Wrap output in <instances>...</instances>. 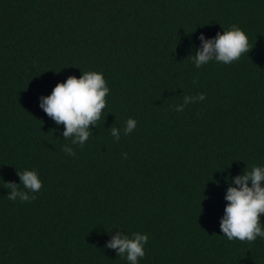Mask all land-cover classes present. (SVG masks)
I'll use <instances>...</instances> for the list:
<instances>
[{"label":"trees","instance_id":"trees-1","mask_svg":"<svg viewBox=\"0 0 264 264\" xmlns=\"http://www.w3.org/2000/svg\"><path fill=\"white\" fill-rule=\"evenodd\" d=\"M233 25L253 49L197 68L201 33ZM83 71L110 93L81 147L40 102ZM252 166L264 167V0H0V264H129L105 247L116 232L148 235L138 264H264V237L220 228L232 178ZM24 170L43 186L11 201L5 184Z\"/></svg>","mask_w":264,"mask_h":264},{"label":"clouds","instance_id":"clouds-1","mask_svg":"<svg viewBox=\"0 0 264 264\" xmlns=\"http://www.w3.org/2000/svg\"><path fill=\"white\" fill-rule=\"evenodd\" d=\"M201 46L196 51L194 63L197 68L215 60L223 64H232L242 55L248 54L253 46L246 32L239 26L218 32L215 37L208 39L201 33ZM110 88L102 72L83 71V75L69 76L66 81L58 83L52 93L41 97L40 107L57 125H64L63 137L71 139L73 144L81 147L92 135V126L98 125L107 107V96ZM206 99L204 93L197 96H184L183 104L176 105V111H183L189 104ZM137 121L129 118L123 130L125 136L130 135L136 128ZM111 135L120 140V130L111 128ZM62 151L75 156L72 147L65 145ZM127 158V153H124ZM20 184L6 182L10 189L8 199L21 202L35 200V194L42 188V181L36 170L18 171ZM251 181V184H249ZM23 185V189L20 188ZM225 199L228 201L220 228L229 240L254 242L258 237H264V225L261 217L264 215V167L252 166L250 171L232 178L231 186L227 189ZM147 234L133 233L128 236L116 232L105 247L115 249L119 257H126L129 264H138V260L146 254L145 245L148 243Z\"/></svg>","mask_w":264,"mask_h":264}]
</instances>
